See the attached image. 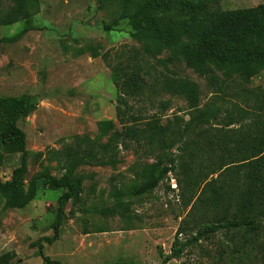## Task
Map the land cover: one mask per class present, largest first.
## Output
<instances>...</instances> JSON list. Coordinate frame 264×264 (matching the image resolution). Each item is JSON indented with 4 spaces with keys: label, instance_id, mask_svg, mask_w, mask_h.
Here are the masks:
<instances>
[{
    "label": "rangeland",
    "instance_id": "rangeland-1",
    "mask_svg": "<svg viewBox=\"0 0 264 264\" xmlns=\"http://www.w3.org/2000/svg\"><path fill=\"white\" fill-rule=\"evenodd\" d=\"M258 4L264 0H214L209 7L232 10ZM37 6L38 12L30 18L0 25V97L28 94L36 101L34 111L17 122L26 135V149L44 152L41 157H28L25 181L43 170L59 176L61 170L48 151L61 149L75 134L94 136L100 120H111L119 129L141 124L153 113L161 114V122L175 121V116L188 118L183 98L143 94L130 71L113 73L101 57H92L91 47L115 60L121 50L139 46L130 35L129 19H120L122 8L115 0H39ZM23 29L19 39L1 41ZM170 68L198 83L200 105L210 99L207 80L182 63ZM258 85L264 89V68L251 79L250 86ZM219 126L205 125L211 130ZM170 154L174 169L141 195L134 190L148 178L158 151L131 145L120 150L121 161L114 167H78L79 201L75 206L67 202L57 238L51 243L45 238L54 233L57 198L63 189L39 183L35 198L20 209L5 208L6 194L0 189V254L14 252L11 264H49L40 250L61 264H159L176 236L181 241L188 238L199 223L194 220L206 219L197 212L187 215L193 173L184 174V155L177 145ZM20 156H6L0 165V183L10 179ZM173 182L176 187L170 185ZM105 208L112 209L104 214ZM184 219L186 226L177 235ZM236 244V239L217 232L165 264H246L245 257L238 263L227 261Z\"/></svg>",
    "mask_w": 264,
    "mask_h": 264
},
{
    "label": "trees",
    "instance_id": "trees-1",
    "mask_svg": "<svg viewBox=\"0 0 264 264\" xmlns=\"http://www.w3.org/2000/svg\"><path fill=\"white\" fill-rule=\"evenodd\" d=\"M38 1L0 0V25L30 18L38 12ZM115 1L122 8L120 19H129L130 35L139 46L121 50L116 61L108 52L91 47L92 57H101L113 73L130 71L143 94L183 98L188 118L175 116V121L161 122V114L153 113L141 124L119 129L111 120H100L94 136L75 134L61 149L48 151L61 170L59 176L43 170L25 181L28 157H41L44 152L26 149V135L17 122L34 111L36 101L28 94L0 97V165L9 154L21 155L10 179L0 183L6 194L5 208H23L35 198L39 183L63 189L57 198L54 233L45 238L51 243L57 238L67 202L75 206L79 201L78 167H114L121 161L120 150L131 145L144 146L150 153L158 151L148 178L134 190L141 195L174 169L170 150L177 145L184 155V174L193 173L194 192L186 202L190 205L187 215L197 212L206 219H193L199 222L194 234L182 241L176 236L159 264L180 257L186 247L217 232L237 240L228 262L235 259L238 263L245 257L246 264H264V89L250 86L264 68V4L218 10L209 7L214 0ZM24 31L1 41H15ZM177 63L207 80L212 93L206 103L200 105L197 82L170 68ZM161 106L166 104L161 102ZM207 124L220 126L211 130ZM111 209L101 211L107 214ZM184 226L186 219L177 235ZM39 254L49 264H61L42 250ZM14 257V252H4L0 264H11Z\"/></svg>",
    "mask_w": 264,
    "mask_h": 264
},
{
    "label": "built area",
    "instance_id": "built-area-1",
    "mask_svg": "<svg viewBox=\"0 0 264 264\" xmlns=\"http://www.w3.org/2000/svg\"><path fill=\"white\" fill-rule=\"evenodd\" d=\"M171 180H173V179H171ZM170 185H172V187H176V184L174 182L171 183Z\"/></svg>",
    "mask_w": 264,
    "mask_h": 264
}]
</instances>
